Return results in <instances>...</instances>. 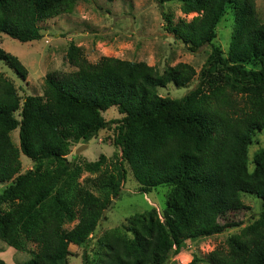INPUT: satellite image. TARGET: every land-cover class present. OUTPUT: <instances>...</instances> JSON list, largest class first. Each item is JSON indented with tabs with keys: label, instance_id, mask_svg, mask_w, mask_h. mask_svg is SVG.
<instances>
[{
	"label": "trees",
	"instance_id": "1",
	"mask_svg": "<svg viewBox=\"0 0 264 264\" xmlns=\"http://www.w3.org/2000/svg\"><path fill=\"white\" fill-rule=\"evenodd\" d=\"M78 1L0 0V33L22 42L40 39L39 23L73 12ZM169 1L186 17L163 12L165 30L192 52L211 48L199 73L187 62L163 72L114 56L91 62L73 42L66 58L77 69L48 72L41 95L22 98L0 72V183H7L0 193V239L31 251L18 264H70V245L86 246L104 210L121 196L128 167L142 193L170 187L162 217L152 208L102 233L93 253L84 248L83 264H179L171 259L188 240L242 224L230 215L250 209L245 194L261 199L258 217L230 235L226 248L188 264H264V148L255 153L252 171L249 165V145L264 129V19L256 0ZM229 11L234 26L226 52L214 41ZM0 62L27 78L26 65L1 46ZM196 76L183 97L159 93ZM113 105L123 116L107 120L103 112ZM114 124L121 154L112 168L104 154L69 160L73 145ZM17 128L19 146L11 136ZM22 153L33 162L24 172ZM86 171L97 176L83 183ZM0 264L9 263L0 256Z\"/></svg>",
	"mask_w": 264,
	"mask_h": 264
},
{
	"label": "rangeland",
	"instance_id": "2",
	"mask_svg": "<svg viewBox=\"0 0 264 264\" xmlns=\"http://www.w3.org/2000/svg\"><path fill=\"white\" fill-rule=\"evenodd\" d=\"M256 2L259 14L264 19V0H256ZM163 12L172 13L174 20L186 17L181 11L180 4L169 0L78 1L73 12L39 23L42 33L40 39L22 42L6 33H0V46L18 56L29 71L27 78L22 79L11 67L0 62V72L14 82L22 98L27 95H41L45 87V75L48 72L55 70L70 72L77 69L66 58L69 45L73 42L83 49L85 56L91 62H97L103 56H114L127 60L145 61L155 66L160 72L168 66L187 62L199 73L211 52L210 46H203L196 52L190 51L180 39L165 30ZM192 16L193 14L188 15L187 19ZM233 26L234 16L232 11H229L218 26V35L214 41L226 52L229 50ZM197 82L198 76L187 86L177 87L174 83H169L166 87H160L159 93L163 96L180 98L194 88ZM103 115L107 120L119 119L123 116L116 105L105 110ZM114 126L115 124L112 128L101 130L98 136L89 142L73 145L71 153L67 155L69 160L76 163L95 161L104 154L106 166L112 168L117 156L121 154L120 149L114 144ZM11 136L19 146V128L12 131ZM80 146H83V149L75 154ZM262 148H264V129L256 133L253 142L249 145L251 171L254 167V155ZM21 160L22 172L33 166L31 159L23 153ZM128 170L127 180L122 185L121 196L113 199L114 204L111 208H106V215L101 219L86 246L70 245V264H83L84 248L89 253H93L98 236L115 227L128 225V219L136 213L156 208L162 217L170 187L158 186L150 193H142L129 167ZM88 176H97V174L86 171L80 181L84 183V179ZM6 185V182L0 183V193ZM89 187L97 193L94 187L91 185ZM243 201L249 205L250 209L230 215L233 221L242 222L241 225L229 227L224 232L213 236L188 240L181 252L172 257L171 261L188 264L194 257H204L217 247L226 248L228 237L258 217L262 209L261 199L256 196L245 194ZM29 248L35 249L33 244H29ZM14 250L0 239V256L7 263H24L32 256L30 250H15V252Z\"/></svg>",
	"mask_w": 264,
	"mask_h": 264
},
{
	"label": "water",
	"instance_id": "3",
	"mask_svg": "<svg viewBox=\"0 0 264 264\" xmlns=\"http://www.w3.org/2000/svg\"><path fill=\"white\" fill-rule=\"evenodd\" d=\"M82 149H83V146H80L79 148H77L76 151H75V154H78V152H80V150H82ZM113 204H114V200L111 202V204H110L107 208H111V206H112ZM106 213H107V209L104 210V212H103V216H105Z\"/></svg>",
	"mask_w": 264,
	"mask_h": 264
},
{
	"label": "crops",
	"instance_id": "4",
	"mask_svg": "<svg viewBox=\"0 0 264 264\" xmlns=\"http://www.w3.org/2000/svg\"><path fill=\"white\" fill-rule=\"evenodd\" d=\"M16 250V249H15ZM15 250H14V252H15ZM16 251H18V250H16Z\"/></svg>",
	"mask_w": 264,
	"mask_h": 264
}]
</instances>
